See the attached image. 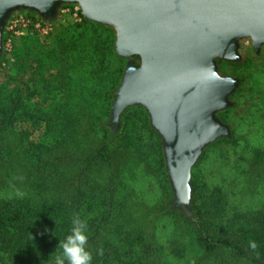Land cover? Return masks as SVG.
<instances>
[{
    "label": "trees",
    "instance_id": "obj_1",
    "mask_svg": "<svg viewBox=\"0 0 264 264\" xmlns=\"http://www.w3.org/2000/svg\"><path fill=\"white\" fill-rule=\"evenodd\" d=\"M105 28L84 19L79 25L67 27L66 31H57L54 43L43 45L23 40L15 53L14 70L0 74V128L7 129L22 121L45 123L41 151L32 149L27 156L29 165L34 168L28 193L6 192L5 186L10 182L8 171L5 183H0V264H53L61 251L59 242L68 234L75 215L87 223L92 264H170L163 247L164 235L158 229L168 217L176 220V231L182 233L184 227L190 236L200 240L203 252L196 253L190 262L189 252H186L183 264L203 261V264H228L214 255L218 246L235 251L244 264H264V209L245 212L248 223L251 218L255 224L249 229L250 234L215 227L209 222L211 215L206 206L221 209L222 193L218 187L204 204L196 201L202 194L201 189L206 187L202 171L191 177L190 205L180 207L179 213L169 210L174 206L171 201L164 207L165 197L150 204L129 188L121 171V165L127 169L125 159L129 153L120 162L114 161L112 136L116 127L113 124L109 123L110 135L107 130L103 131L97 151L83 146L86 139L97 133V127L88 115L93 111L88 112L80 105L93 97L91 105L104 102L105 116L109 117V104L126 65V59L115 52L111 31ZM23 57L29 61L25 62ZM113 65L115 72L111 73L109 68ZM29 70H38L39 78L33 81L29 76L23 84V76ZM26 91L44 105L24 100ZM81 116L88 123L87 133L72 136L71 129ZM147 130L152 140L155 130L150 124ZM24 133H20L19 147L25 146ZM125 136L128 133L121 135V149L130 152L129 143L123 139ZM2 145L0 140V160L4 151ZM152 148L156 151L157 146L154 144ZM156 152L162 168L161 153L159 149ZM71 161L76 163L72 164L73 182L67 174ZM42 200L44 205L39 206ZM169 235H172L170 231L164 239ZM173 238L169 241H176Z\"/></svg>",
    "mask_w": 264,
    "mask_h": 264
},
{
    "label": "water",
    "instance_id": "obj_2",
    "mask_svg": "<svg viewBox=\"0 0 264 264\" xmlns=\"http://www.w3.org/2000/svg\"><path fill=\"white\" fill-rule=\"evenodd\" d=\"M64 3L78 4L86 20L115 30V52L128 61L110 123L117 128L130 106L145 108L162 138L172 204L186 207L203 148L229 134L216 113L230 106L238 80L221 76L217 61L236 60L243 38L255 51L264 44V0H0V56L14 12L52 19Z\"/></svg>",
    "mask_w": 264,
    "mask_h": 264
},
{
    "label": "rangeland",
    "instance_id": "obj_3",
    "mask_svg": "<svg viewBox=\"0 0 264 264\" xmlns=\"http://www.w3.org/2000/svg\"><path fill=\"white\" fill-rule=\"evenodd\" d=\"M16 12L39 17L35 12L26 10ZM84 19L83 16L82 21ZM43 20L52 24V29L47 34L27 31L9 37L3 30L0 74L4 70L6 73H11L14 70L15 53L20 48L23 40L38 41L43 45H48L53 42L54 36L58 32L66 31L65 29L71 27V25L82 23V21L75 23L70 16L58 17V10L54 18ZM103 26L111 31L115 42V30L110 26ZM9 41L10 45L7 46L6 43ZM238 55L236 60L220 59L217 61L218 73L221 76L238 80L237 88L229 97L230 106L216 113L217 118L228 126L229 134L218 137L203 148L200 157L191 170V177L197 175L198 171H202L205 177L206 187L201 189L203 190L202 194L196 199L198 203L203 202L204 204L208 201V195L214 193L216 189L218 190V187L221 190L222 208L217 210L216 206H206L208 207V213L211 215L209 222L212 225L218 228H228L237 233L250 234L249 229L255 224L252 223L251 218H249L251 223H248L245 212L264 209V44L259 47L258 51H255L251 39L243 38L239 41ZM51 59H54V57ZM23 60L25 62L29 61L24 57ZM114 68L113 65V68H109V71L114 73ZM32 70H29L23 76V81H21L23 84L28 81L26 79L29 76L33 81L39 78L38 70ZM31 79L29 81H32ZM30 85L31 82L28 88ZM118 87L119 85L114 91L115 94ZM99 95V99H102ZM90 99H93V97L87 98L85 104H81L80 107L83 106L84 110L88 109V112L93 111L88 115L96 122L94 126L97 127L95 128L97 133L86 139L83 146H90L88 150H94L95 152L101 143L103 131L107 130L109 135L112 131L109 123L110 107L113 100L109 104V117H106L104 102L91 105L93 100ZM24 100L35 103L37 106L44 105L42 101L36 102V96L32 98L30 91L25 92ZM122 115H124V118H121ZM23 118L27 121L25 116ZM34 121L32 124L25 121L15 122L7 129L0 128V140L3 142L4 150L3 157L0 160V183H5L4 180L8 171L10 182L5 186L8 194L21 195L28 193L27 190L32 179V169L34 168L29 165L27 156L32 149L41 151L42 138L45 135V123L40 120ZM75 123L76 126L71 129L73 131L72 136L74 133L85 136L87 133L85 129H88L85 118L81 116L80 120ZM149 124L148 112L142 106H130L122 112L114 132L115 136H112L114 139L112 142V150L115 154L114 161L120 162L121 158L129 153L130 160L128 157L125 159L127 169L121 165L122 177L127 178L129 188L134 194L142 196L150 204H154L160 198L165 197L163 201L164 207H166L167 203L172 202L173 192L165 170L163 142L155 129L154 138L152 140L148 138L147 125ZM124 126L126 129H124ZM21 132H25L23 134V136L25 135V146L19 147V140L22 137L20 136ZM124 132L128 133V136L123 137V139L129 143L128 147L132 150L130 152L121 149V135ZM108 138H111V136ZM154 144L157 146L156 151L159 149V154L161 153L162 168L160 167L158 154L152 148ZM131 152L132 154H130ZM72 164L76 163L69 162L67 174L69 180L73 182L75 175L72 172L74 171ZM98 167H101V165L99 164ZM123 190L127 191V188L123 187ZM38 204L39 206L44 205V201H39ZM169 210L179 213L182 211L175 206L169 207ZM159 226L161 227H158V229L162 231L164 237L169 231L172 234L169 235L168 239L165 238L166 240L163 237V247L168 254L167 256H169L168 261L170 264H183L182 261L186 262V252H189V262L193 261L196 253L203 252L200 248L199 238L196 239L194 235L190 236L184 227L182 230L185 231L182 233L176 231L175 219L165 218ZM173 236L176 241H169ZM181 236L184 239H181ZM214 255L218 256L219 260L222 257L228 264H244L238 259L239 256L235 251L226 250L220 246L214 251Z\"/></svg>",
    "mask_w": 264,
    "mask_h": 264
},
{
    "label": "clouds",
    "instance_id": "obj_4",
    "mask_svg": "<svg viewBox=\"0 0 264 264\" xmlns=\"http://www.w3.org/2000/svg\"><path fill=\"white\" fill-rule=\"evenodd\" d=\"M71 225L68 234L59 242L61 251L55 256L53 264H92L93 255L88 248L89 235L86 221L75 215ZM99 254H102V250Z\"/></svg>",
    "mask_w": 264,
    "mask_h": 264
},
{
    "label": "built area",
    "instance_id": "obj_5",
    "mask_svg": "<svg viewBox=\"0 0 264 264\" xmlns=\"http://www.w3.org/2000/svg\"><path fill=\"white\" fill-rule=\"evenodd\" d=\"M64 16H70L75 23L81 22L83 18L80 6L75 3H64L59 7L58 17ZM51 26L50 22L44 21L42 18L16 12L6 22L4 32L9 37L27 31L47 34L52 29ZM6 45H10V41Z\"/></svg>",
    "mask_w": 264,
    "mask_h": 264
},
{
    "label": "flooded vegetation",
    "instance_id": "obj_6",
    "mask_svg": "<svg viewBox=\"0 0 264 264\" xmlns=\"http://www.w3.org/2000/svg\"><path fill=\"white\" fill-rule=\"evenodd\" d=\"M262 45H263V44H262ZM125 59H126V63H127L128 59H127V58H125ZM134 60H135V59H134ZM134 60H133V61H134Z\"/></svg>",
    "mask_w": 264,
    "mask_h": 264
}]
</instances>
